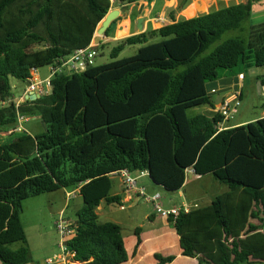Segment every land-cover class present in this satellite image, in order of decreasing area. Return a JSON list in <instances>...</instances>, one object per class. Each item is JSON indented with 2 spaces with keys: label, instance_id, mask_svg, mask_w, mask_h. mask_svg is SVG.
Wrapping results in <instances>:
<instances>
[{
  "label": "trees",
  "instance_id": "1",
  "mask_svg": "<svg viewBox=\"0 0 264 264\" xmlns=\"http://www.w3.org/2000/svg\"><path fill=\"white\" fill-rule=\"evenodd\" d=\"M137 1L118 0L114 6ZM189 2L171 12L170 24L122 40L111 54L117 59L125 46L145 45L134 57L96 66L98 55L85 71L57 72L48 93L17 105L10 78L27 83L39 69L61 67L91 46L112 4L0 0V129L12 130L20 116L40 119L46 127L43 134L14 133L0 144L3 264L31 261L21 225L23 201L78 188L83 206L67 242L74 261L125 264L123 228L101 222L97 214L103 202L121 203L111 194L112 176L147 170L155 184L177 193L191 169L196 177H214L228 192L208 207L169 218L183 255L200 264L264 263V118L220 131L222 116L189 115L195 108H213L208 85L226 78V72L239 65L264 67V24L251 28L248 39L223 41L225 33L243 31L259 0L176 20L175 13ZM157 37L164 40L149 44ZM259 80L264 87V76ZM136 236L135 253L140 231ZM17 243L22 246L13 250ZM156 259L171 264L175 257L157 254Z\"/></svg>",
  "mask_w": 264,
  "mask_h": 264
},
{
  "label": "crops",
  "instance_id": "2",
  "mask_svg": "<svg viewBox=\"0 0 264 264\" xmlns=\"http://www.w3.org/2000/svg\"><path fill=\"white\" fill-rule=\"evenodd\" d=\"M157 1L158 0H138L133 4H125V5H121L120 7H113V9L110 12L118 10L120 11V16L117 19L118 21L116 20L117 23L115 24L111 35L109 37H106L105 35V37L101 39L99 45L100 44L102 45L103 43L107 44L110 42H121L122 40L128 37L146 33L151 30H158L161 29L163 26L170 24L171 17H170V21L167 24H165L166 21L163 18L167 16L169 10H170V14L172 11L177 10V8L179 7L178 3L169 6V4H171V2H174V0H160V4H158ZM190 1L191 2H189L188 4L189 6L187 7L191 8L192 6L196 5L197 7L200 8L207 5V7L209 8L210 0H206V2L205 3L203 2L202 5L192 4V1L194 0H190ZM261 1L262 0H259V3ZM247 2H241V3H247ZM207 10L201 11V13L206 12ZM199 12L200 11H197L196 14ZM178 13L179 12L175 13L176 20H181L183 17L178 15ZM196 14L195 16H193V18L198 17L196 16ZM141 18H143L144 20L143 30L142 32H139L138 23ZM189 18L192 19V17ZM93 44H95L94 41ZM55 68L58 70V72L61 71L67 72L65 69L63 70V68L61 67H55ZM242 74L245 75L244 73H239L238 76H235L233 78L226 77L213 84H209L208 85V88L210 90L209 95L211 98L212 96L216 95V99L214 100L212 99L213 108L209 106L203 107L200 114H203L208 118H214L217 115V111L220 105L223 103L224 99L229 97L231 94L235 92H241L243 99L244 89L247 85L246 84L247 78L245 76L244 80L239 79L240 75ZM11 79L14 78H10V83H11ZM32 80L35 82L41 81L40 75L37 72L33 73ZM257 81L261 85L260 80ZM28 85L29 82H27V85L23 89L21 96H19L18 98H16L13 94L12 99L17 105L25 104V101H27L29 95L33 94L31 92L28 93V89H27ZM13 87L14 86H12V93H13ZM262 118H264V113L262 114V117L259 119ZM28 120H30V118ZM235 121L236 119H231L227 123V126L229 128L243 126L256 121V119L253 118L248 120H239L237 122ZM29 122L30 121L26 123ZM25 124H24V131L19 134H29L32 136H36L43 134L46 131L45 124L41 120L39 125L37 124V125H32L31 127H26ZM9 132L10 130L6 131L0 129V144L4 143L7 139H11L12 134ZM138 173L139 172L132 173V175L138 179L137 180L138 186L145 189L147 195L149 196H155V195L160 196L161 198L159 199L160 200L159 202L163 205L164 208L172 209L174 207H181L183 205H190V206L198 205L200 207L198 200H189L188 196L184 191L188 186V184L190 183L188 176L189 174L192 175L194 179L201 180V177H196L194 175V171L192 169L187 171L186 184L183 187V189L177 193L167 192L164 188L155 184V182L152 180L150 176L139 177ZM114 178H116V181L115 180L113 181V189L111 194L113 196H120L122 198L121 203L107 204L103 202L99 207L97 214L101 222H113L120 225L123 228L125 248L129 256V260L125 264H158V261L156 259L157 254H160L164 257L174 256L175 260L171 264H200L198 258H190L183 255V250L180 244V238L175 230L174 224L170 223L169 219L162 218L156 214L153 202L146 201L147 215L144 218L146 220V224H142V225L138 224L137 215L133 212L132 213L127 212L128 211L127 204L130 203L128 206L129 209L134 210L136 207L139 206V203L141 202L140 200L142 199H139L134 195L129 196L128 194H126L122 176L115 174L112 176V180ZM79 191H80L79 188L75 190L63 189L51 193L60 196L59 199L63 206L60 209L57 208L58 211L54 212L56 211L55 207L58 206L56 203L52 202L53 200L50 199L49 200L50 202H48L47 205L51 212L47 216L40 213V214H34L30 216V219H28L29 223H35L38 225V222H42V218L45 217L47 220L48 227L51 226V230H55L56 233H51L52 231L49 230L48 233H44V232L40 233L38 231L35 234L36 238L33 242L32 237L29 234L26 235L27 228L22 220L23 215L21 216V225L23 227L25 233V239L31 254V261L27 264H48L49 260L53 259L56 255H59L61 253L62 239L59 232L56 229V223L58 221L59 216L61 214H64V217L67 220L71 221L73 224H76V213L82 208L81 205L82 203L80 201V199L82 198L79 194ZM69 195L71 196L69 197ZM210 203H212V200ZM72 205L74 206L73 209L74 217H68L66 210L69 209L70 206ZM122 207H124L125 209L123 210ZM36 227L38 226H35L34 228ZM136 231H140V238L142 243L139 246L137 252L135 253V248L138 241V238L136 236ZM21 246L22 244L17 243V244H13L11 248L13 250H17ZM0 264L3 263L0 261ZM75 264L78 263L75 262ZM255 264H264V263L257 262Z\"/></svg>",
  "mask_w": 264,
  "mask_h": 264
},
{
  "label": "rangeland",
  "instance_id": "3",
  "mask_svg": "<svg viewBox=\"0 0 264 264\" xmlns=\"http://www.w3.org/2000/svg\"><path fill=\"white\" fill-rule=\"evenodd\" d=\"M183 0H174V2H171L169 6H172L175 3H178V6L181 5ZM191 2V1H190ZM194 2V3H193ZM203 2H206V0H194L192 1V4H199L202 5ZM241 2H247V0H210L209 1V8L206 12H199L196 14V16L207 14L208 12H214L216 10L225 8L229 5L238 4ZM158 4H160V0L157 1ZM139 6V5H138ZM189 6V5H188ZM190 7H186L184 10L178 13V15L182 16L183 18H189L186 15L187 10ZM170 10L163 19H165L167 24L170 21ZM193 18V17H192ZM190 19V18H189ZM161 24V23H160ZM264 24V0H262L260 3H256L253 7V13L250 17V19L243 24V31H233V32H227L223 36V41H226L231 38L235 37H241L248 39L249 37V31L253 27H258L260 25ZM101 27V24L98 26V29ZM96 35V34H95ZM164 39L157 37L154 39H151L149 44H155L162 42ZM121 42H110V43H103L99 48V57L97 59L96 66H101L104 64H109L114 61L124 60L131 57H134L138 50L144 47L145 45H133V46H125L123 51L119 54L117 59H113L111 54L114 48L120 46ZM219 43H216L211 46V48L206 52L205 55L210 54L215 48L218 46ZM96 46L95 44H93ZM54 69V65L52 66H45L37 71V73L40 75L41 81H44L48 79L52 75V70ZM184 70V68H182ZM242 72L246 76V87L244 89V95L243 99L241 100V107L238 109L237 112L234 113V117L232 119H236L235 122L239 120H248V119H256L262 117V114L264 113V90L262 86L259 84L257 80L259 78L264 76V67L262 68H246L243 65H239L234 70V73L232 72H226L227 78H233L235 76H238V74ZM35 82V81H34ZM11 84L13 87V94L16 98L21 96V93L27 83H23L21 81L11 79ZM232 95V94H231ZM212 99H216V95L212 96ZM202 108H195L189 112L190 116L200 114ZM29 123H26V127H31L32 125H39L40 120L39 119H30ZM189 176V184L184 190L186 195L188 196L189 200H198L200 207H208L211 203V200L213 201L218 196H222L226 192H228L227 187L224 184H221L219 181H217L214 177L208 176V177H202L201 180H196L192 175ZM116 181V178L113 179V181ZM60 196H57V194H51V193H43L39 195H33L29 196L25 201H23L22 206V220L24 222V225L26 226L27 234L32 237V241L35 240V234L39 231L40 233H48L49 231H52L51 233H56L55 230H51V226L48 227L46 218H42V222H38V225L35 223H29L28 219H30V216L34 214H40L48 215L51 211L48 207L49 200H53V203H56L58 207H55L57 212L58 209H60L63 205L61 204V201L59 199ZM29 200V201H28ZM36 201V202H34ZM81 205L83 206V201L80 199ZM139 206L136 207L134 210L129 209V204H127V212L129 213H135L138 217V224H146V220L144 219L147 215V207H146V201L144 199L140 200ZM33 202V203H32ZM56 206V205H55ZM58 208V209H57ZM74 206H70L69 209H67V216L68 217H74ZM60 219V216L58 220ZM58 222V221H57ZM57 224V223H56ZM31 226V227H30ZM35 226H38L34 228ZM43 226V227H42ZM40 251V250H37Z\"/></svg>",
  "mask_w": 264,
  "mask_h": 264
},
{
  "label": "built area",
  "instance_id": "4",
  "mask_svg": "<svg viewBox=\"0 0 264 264\" xmlns=\"http://www.w3.org/2000/svg\"><path fill=\"white\" fill-rule=\"evenodd\" d=\"M118 0H111L112 8L115 7L114 5L117 3ZM110 10V11H111ZM93 43L91 46L85 49H81L76 51L71 57H69L66 62L61 66L63 70L65 69L68 73L74 72H82L85 71L88 67L94 65L97 57L98 52L95 50ZM58 72L56 68L52 70V75L44 80L39 82H34L33 80H29L28 85V93L31 92L39 96V98L45 95L48 91L52 89L51 82L54 75ZM239 79L244 80L245 75H240ZM264 90V87H263ZM241 92H235L229 97L225 98L223 103L220 105L217 114L222 116L223 120L219 124V130H223L227 127V123L234 117V113L238 111L241 107ZM29 118L20 116L18 118V124L15 128L10 130L9 133H22L24 131V124L28 122ZM121 176L123 178V184L125 187V192L129 196L134 195L139 199H144L147 202L154 203V209L158 216L169 219L170 217L176 218L180 213L189 214L194 209L198 208V205H183L181 207H174L172 209H166L163 205L159 202L160 196H149L147 195L145 189L138 186L137 178H135L132 173L129 171L121 172ZM139 177H147L149 176V172L147 170L140 171L138 173ZM71 195H69L70 197ZM124 210L125 208L122 207ZM56 229L59 232L62 245H61V253L56 255L53 259L48 261V264H75L74 261V254H72L67 246V242L74 236L75 234V226L74 224L67 220L64 217V214L60 215V219L56 224Z\"/></svg>",
  "mask_w": 264,
  "mask_h": 264
},
{
  "label": "water",
  "instance_id": "5",
  "mask_svg": "<svg viewBox=\"0 0 264 264\" xmlns=\"http://www.w3.org/2000/svg\"><path fill=\"white\" fill-rule=\"evenodd\" d=\"M120 16V11L115 10L112 12H109L108 15L106 16V18L101 22V27L99 29H97L95 38H94V42L95 45L98 46L101 39H103L105 37L106 31L109 29V27L112 25V23H114ZM143 18H141L139 20L138 23V30L139 32H142L143 30ZM39 98L38 95L36 94H31L29 95V97L27 98V100L29 101H36Z\"/></svg>",
  "mask_w": 264,
  "mask_h": 264
},
{
  "label": "bare ground",
  "instance_id": "6",
  "mask_svg": "<svg viewBox=\"0 0 264 264\" xmlns=\"http://www.w3.org/2000/svg\"><path fill=\"white\" fill-rule=\"evenodd\" d=\"M205 3V2H204ZM207 5L206 6H203V7H197L196 5L192 6L191 8H189L186 12V15L187 17H193L195 16L196 12L197 11H204V10H207Z\"/></svg>",
  "mask_w": 264,
  "mask_h": 264
}]
</instances>
